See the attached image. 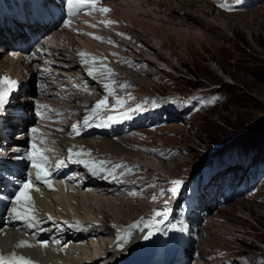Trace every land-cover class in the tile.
Wrapping results in <instances>:
<instances>
[{
  "label": "rangeland",
  "instance_id": "374dc122",
  "mask_svg": "<svg viewBox=\"0 0 264 264\" xmlns=\"http://www.w3.org/2000/svg\"><path fill=\"white\" fill-rule=\"evenodd\" d=\"M80 1L84 7L77 5V9L98 17L96 21L90 18L93 23L89 27L95 33L81 36L102 44L101 49L108 54L115 53L119 65L131 74L121 79L118 88L119 95L127 99L112 97L107 91V99L93 102L97 105L105 100L101 111L113 105L122 113L110 115L106 109L101 115L126 119L129 111L156 99L149 108L162 105L118 143L121 150L146 155L147 163L169 173L148 167L141 156L121 162L114 174L130 177L131 183L123 186V194L111 203L119 205L120 200L128 203L126 209L130 210H117L116 216L141 221L152 209L167 208L163 216L168 214L167 221L178 222L173 231L185 251L178 248L165 264L180 257L178 264H264V0H192V4L145 0L138 8L133 5L135 0H126L119 6L125 12L111 10L110 0ZM113 1L115 5L122 2ZM164 3L201 13L202 8H211V12L196 21L185 19L181 10L165 16ZM104 7L110 11L102 13ZM127 13L133 14L130 23ZM154 36L163 39V47L157 39L152 42ZM72 42L79 47V40ZM59 46H66V42H59ZM0 48L9 51L8 46L0 44ZM40 61L34 60V64ZM27 68L28 73L31 67ZM0 88L9 93L6 80L0 81ZM94 94L96 90L89 91V96ZM72 196L76 199L71 205L67 203L70 208L82 200L80 193ZM88 198L83 206L92 211L95 206L91 203L97 207L105 201ZM73 213L84 217L83 210L74 209ZM97 217L105 225L113 219L100 213ZM144 227L151 233L149 225ZM104 237L106 245L115 238L113 234ZM97 240L93 244L98 246L101 242Z\"/></svg>",
  "mask_w": 264,
  "mask_h": 264
},
{
  "label": "bare ground",
  "instance_id": "6f19581e",
  "mask_svg": "<svg viewBox=\"0 0 264 264\" xmlns=\"http://www.w3.org/2000/svg\"><path fill=\"white\" fill-rule=\"evenodd\" d=\"M121 1L120 5H115L113 0L108 1L110 9L124 11L120 7L126 0ZM135 1L136 5H133L138 8L141 1L145 0ZM175 1L182 4L194 3L192 0ZM164 5L166 6L165 16L171 11L180 12L181 10L184 18L192 21L205 18V14L211 12V8L205 7L202 8L204 12L201 13L188 7L178 8L165 3ZM127 14L126 20L130 23L133 14ZM95 17L82 13L73 19L75 21L71 20L66 22V25H59L51 34L48 33V38H45L47 42H41L34 48V51L38 50L34 54H25L17 47H11L12 49L8 52L0 48L2 51L0 56L2 53L6 55L0 58V81L8 77L10 81L16 82L14 85H9L7 81L8 87L12 90L7 95L3 93L9 103L3 115H0L4 119L0 130L4 134L6 132L10 145L3 148L0 144V151L2 150L3 153L1 156L4 160H16V170L21 178L25 179L20 182L19 190L23 183L28 182L29 176L36 175V164L41 166L42 175L52 174L49 181L52 185L51 189L41 183L39 191H36V186L33 185L31 189L25 190L32 197L31 205L28 201H17L14 198L8 215L3 216L5 220L0 226V257L3 258V264H17L19 256L29 259L32 264H163L175 255L178 248L185 251V245L178 244L179 238L173 231V227L179 224L174 220L167 221L168 214L162 219H155L156 212H152L157 209H152L149 215L141 217L142 222L138 220V217L130 220L133 216H129L123 220L116 216L117 210L120 212L130 210L126 209L128 203L120 200L119 205L111 203L112 200L117 201L114 197L123 194L122 187L131 183L130 177L114 174L115 167L117 168L121 162H126L124 160L127 158L141 156L143 158L141 160L148 167L159 168L166 174L169 172L162 167L153 166L155 164L147 163L146 155L121 150L118 142L131 135L129 131L137 125V122L129 124L130 118L125 121H120L122 117L107 118L108 116L101 115L103 110L108 109L110 115L119 114L122 111L120 112L119 108L113 105L101 111L102 107L96 108V104L93 103L96 99H107L108 94L105 93L107 91L111 92L112 97L127 99V96L119 95L118 88L121 87V79L131 76L119 65V57L115 53L108 54L106 50L101 49L102 44L91 41L87 36H81V34L95 33L89 27V24L93 23L90 18L96 21L98 17ZM76 20L80 21L76 22ZM95 24L101 26L97 22ZM88 28L90 30L86 31ZM138 28L143 33L146 31L143 27L145 31ZM70 33L73 34L70 35ZM75 39L79 40V47L72 42ZM154 39H157L159 46L163 47L164 41L161 37L154 36L153 43ZM61 41H65L66 46H59ZM0 43L8 44L10 41L0 36ZM155 46L153 44L152 48L157 51ZM40 57L54 59L52 60L54 66L34 64L35 59H42ZM28 66L31 67V71L27 73ZM65 69L70 72H66ZM32 85H34L33 89ZM92 90H96L97 95L89 96V91ZM155 101L157 99L153 102ZM145 106H150V103H146ZM161 107L162 105L146 108L145 117L150 118L155 115L156 110ZM144 112L140 113L137 119H141ZM71 119L75 120L71 121ZM85 119L89 121L86 125L83 123ZM23 123L27 126L24 127ZM73 125H76L77 131H73ZM33 129L37 131L33 132ZM16 132L18 135H15ZM123 133L127 134L122 136ZM108 139L117 141L112 142ZM46 150L49 154L48 159L58 158L56 161H64V164L67 158L79 161L72 167L83 170L81 176L58 178L59 171L53 172L40 159ZM22 156L31 157V159L19 158ZM6 176L12 180L15 178L13 174ZM81 177H84V180H81ZM71 182H74L77 187L71 186ZM75 193H80L82 200L79 199V204L70 208L67 203L71 205V200L76 199L72 196ZM86 193L93 195L89 196ZM88 197L92 200L97 199V203L105 201L97 207L91 203V207L95 206V211L87 210L83 206V201L88 200ZM74 209L83 210V216L90 217L92 220L75 216ZM131 209L134 210L133 206ZM157 211L164 210L161 208ZM98 213L106 218L111 216L113 219L105 225L100 220L102 218L97 217ZM179 214L178 210L177 215ZM30 217H34V220H30ZM153 221L158 228L153 226ZM133 225L138 227H132ZM144 225H149L151 229L148 239L144 238L149 235ZM108 234H113L115 238L106 245L102 241H105L104 236ZM95 239L101 242L98 246L93 244ZM21 241L31 246L16 247ZM42 241L47 243L42 244ZM102 247H106L103 252H101ZM195 253L197 254L196 251ZM13 254L17 259L12 258Z\"/></svg>",
  "mask_w": 264,
  "mask_h": 264
},
{
  "label": "snow or ice",
  "instance_id": "6c2138e0",
  "mask_svg": "<svg viewBox=\"0 0 264 264\" xmlns=\"http://www.w3.org/2000/svg\"><path fill=\"white\" fill-rule=\"evenodd\" d=\"M69 2V12L72 11V7L71 5L73 4V0H68ZM88 3H95V0H88ZM80 7H84V4H81ZM100 11L102 13H107L110 11L109 8L107 7H104V8H101ZM106 23H115L114 21H107ZM123 35V34H121ZM99 38V37H97ZM102 39V38H100ZM91 74V73H90ZM4 80L8 81L9 82V85H14L16 82L15 81H10V79L8 77H4ZM11 87H9V92H11ZM9 103V101L7 99H5L4 97V94H3V89L0 88V115H3L4 111H5V107L6 105ZM105 103V100H101L97 103L96 105V108H99L100 105L104 104ZM83 123L86 125L89 123V121L87 119H85L83 121ZM33 132L37 131L36 129H33L32 130ZM73 131H77V127L76 125H73ZM70 152L72 151L71 149L69 150ZM19 158H28V159H31V157H19ZM41 160H43L45 163H46V158L45 157H40ZM79 162V161H77ZM60 165L58 164L57 167H59ZM37 171H36V175L34 177L32 176H29L28 178V182H25L23 183V186L22 188L18 191V193L16 194L15 196V199L17 201H20V200H25V201H28L29 204L31 205V202H32V197L28 194L27 191L25 190H28V189H31L33 187V185L36 186V191H39V185L41 183L47 185L50 189L52 188V185L49 183L50 179H51V175L50 173H44V175L41 174L42 172V169H41V166L39 164H36L35 165ZM173 184H180L181 181H172ZM171 191L175 192V189H171ZM164 190H161V193L163 194ZM156 197L153 196V199H155ZM167 203V202H166ZM164 211H167V208H165ZM156 216L157 218H160L162 219L163 218V212L162 211H157L156 212ZM30 220H34V217H30L29 218ZM143 221V218L141 220V222ZM132 227H138V225H133ZM151 235V233H149L148 236H145L144 238L145 239H148L149 236ZM42 244H46L47 242H41ZM22 246H31L29 244H27V242L25 241H21L19 244L16 245V247H22ZM13 259H17L15 254H13ZM0 264H3V258L0 257ZM17 264H32V262L23 257V256H19L18 259H17Z\"/></svg>",
  "mask_w": 264,
  "mask_h": 264
}]
</instances>
